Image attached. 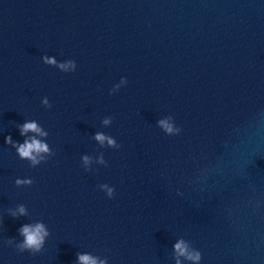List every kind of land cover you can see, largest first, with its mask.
Segmentation results:
<instances>
[{
	"label": "water",
	"instance_id": "1",
	"mask_svg": "<svg viewBox=\"0 0 264 264\" xmlns=\"http://www.w3.org/2000/svg\"><path fill=\"white\" fill-rule=\"evenodd\" d=\"M77 254L264 264V0H0V264Z\"/></svg>",
	"mask_w": 264,
	"mask_h": 264
},
{
	"label": "clouds",
	"instance_id": "2",
	"mask_svg": "<svg viewBox=\"0 0 264 264\" xmlns=\"http://www.w3.org/2000/svg\"><path fill=\"white\" fill-rule=\"evenodd\" d=\"M48 63H54V61H47ZM61 68H67V65L61 64ZM45 103H47L45 101ZM104 123H108L107 120L104 121ZM160 124L168 131H172L171 125L167 124L165 121H160ZM20 136L25 137L22 143H14L11 140V136L5 137V144H11L13 148L16 149V152L18 153V158L21 160H28L31 162L32 166H35L40 163L41 160L44 159L43 156H41V153H48L49 148L46 143L41 142L40 140L34 138V137H28L27 133H37L39 135H45L41 132L40 126H38L37 122L31 121V122H24L23 124H20L17 126ZM106 139L105 136L97 134L96 140L103 143V141ZM109 144H112L113 141L111 139L108 140ZM39 157V158H38ZM85 162H87V157H84ZM16 185L20 184H32L33 181L31 180H20L17 179L15 181ZM111 189H109V195H111ZM17 212L19 215H25V208L21 205L18 207ZM17 212H10L13 218H16ZM18 233L20 236L23 237L22 244L19 245L21 251H24L25 249L29 250L30 254L36 255L41 252L42 247L45 243V237L49 235V232L45 230V227L43 223H36L34 226L29 224L22 225L18 230ZM175 248L178 250L179 254L183 255L185 253V249L182 247L181 243H177L175 245ZM78 255V262L79 264H96L95 259L90 257L89 255ZM189 259L198 260L199 254L196 256H189Z\"/></svg>",
	"mask_w": 264,
	"mask_h": 264
}]
</instances>
